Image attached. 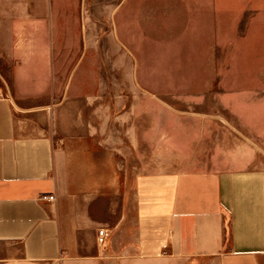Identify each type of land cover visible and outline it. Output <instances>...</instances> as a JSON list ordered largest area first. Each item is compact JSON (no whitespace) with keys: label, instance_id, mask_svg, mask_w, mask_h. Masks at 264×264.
Masks as SVG:
<instances>
[{"label":"crops","instance_id":"obj_1","mask_svg":"<svg viewBox=\"0 0 264 264\" xmlns=\"http://www.w3.org/2000/svg\"><path fill=\"white\" fill-rule=\"evenodd\" d=\"M97 2L59 0L54 7H91ZM102 4L112 6V0ZM128 4L144 0L119 1ZM31 28V43L29 38L21 41L26 59L15 73L20 89L13 91L0 71V264H264L262 94L217 95L236 119L231 129L239 136L213 114L192 115L191 121L178 117L175 126L160 127V163L146 155L125 165L135 172L126 173L122 181L116 175L111 184L105 174L96 181L89 179L90 166L81 163L83 156L73 143L84 139L75 126H86V136L96 140L134 138L135 150L140 134L134 115L120 116L127 130L120 132L117 126L104 134L83 114L66 113L67 136H62L57 110L65 100L60 107L50 103L55 93L51 37L40 22H32ZM228 98L242 99L230 103L233 109ZM25 101L33 104L22 106ZM101 103L85 101L103 107L95 114H108L114 123V107ZM240 103L245 105L239 111ZM143 131L145 137L151 134L150 129ZM155 167L163 170H149ZM109 185L119 189V203L107 199ZM43 196L54 200L44 201ZM100 230L108 234L105 245L98 244Z\"/></svg>","mask_w":264,"mask_h":264},{"label":"rangeland","instance_id":"obj_2","mask_svg":"<svg viewBox=\"0 0 264 264\" xmlns=\"http://www.w3.org/2000/svg\"><path fill=\"white\" fill-rule=\"evenodd\" d=\"M58 1L0 0V71L13 91L20 89L15 73L27 53L21 41L29 38L31 43L32 22H40L47 26L54 50L55 93L50 103L60 107L65 100L57 110L62 136H67L66 113L83 114L104 134L117 126L120 132L127 130L120 116L134 115L140 134L135 150L134 138L96 140L86 136V126H75L84 139L73 143L83 156L81 163L90 166L89 179L97 181L105 174L111 184L116 175L122 181L126 173L135 172L125 165L145 160L146 155L160 163V127L175 126L181 117L191 121L192 115L213 114L232 130L237 121L224 109L217 96L221 93L243 97L258 90L264 100V0H144L128 5L112 0V6L99 0L91 7L55 9ZM24 7L32 11L19 12ZM13 9L16 12H7ZM89 98L112 104L120 124L116 119L111 124L108 114L97 116L105 109L85 104ZM228 99L227 106L242 98ZM244 105L240 103L238 110ZM149 129L145 137L142 132ZM260 163L264 164V152ZM107 193L110 202H120L118 188L109 185Z\"/></svg>","mask_w":264,"mask_h":264},{"label":"built area","instance_id":"obj_3","mask_svg":"<svg viewBox=\"0 0 264 264\" xmlns=\"http://www.w3.org/2000/svg\"><path fill=\"white\" fill-rule=\"evenodd\" d=\"M2 96L3 95L0 94V97H2ZM42 199L44 201L52 202L54 200V197L53 196H43ZM107 236H108V234H107L106 230H100L99 235H98V244L99 245H105Z\"/></svg>","mask_w":264,"mask_h":264}]
</instances>
